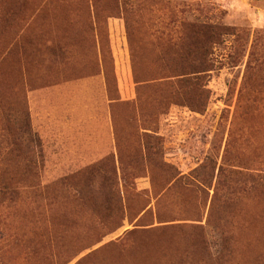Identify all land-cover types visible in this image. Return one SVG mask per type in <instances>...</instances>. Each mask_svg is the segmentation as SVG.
I'll use <instances>...</instances> for the list:
<instances>
[{
    "label": "rangeland",
    "instance_id": "374dc122",
    "mask_svg": "<svg viewBox=\"0 0 264 264\" xmlns=\"http://www.w3.org/2000/svg\"><path fill=\"white\" fill-rule=\"evenodd\" d=\"M0 264H264L263 0H0Z\"/></svg>",
    "mask_w": 264,
    "mask_h": 264
},
{
    "label": "crops",
    "instance_id": "0c3cea01",
    "mask_svg": "<svg viewBox=\"0 0 264 264\" xmlns=\"http://www.w3.org/2000/svg\"><path fill=\"white\" fill-rule=\"evenodd\" d=\"M263 5H264V0H263ZM75 85V84H74ZM81 123H87L86 121H83V122H81Z\"/></svg>",
    "mask_w": 264,
    "mask_h": 264
},
{
    "label": "trees",
    "instance_id": "16d2710c",
    "mask_svg": "<svg viewBox=\"0 0 264 264\" xmlns=\"http://www.w3.org/2000/svg\"><path fill=\"white\" fill-rule=\"evenodd\" d=\"M200 28V27H199Z\"/></svg>",
    "mask_w": 264,
    "mask_h": 264
}]
</instances>
